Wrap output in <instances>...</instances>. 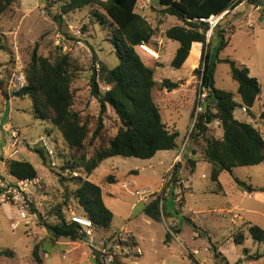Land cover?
I'll return each mask as SVG.
<instances>
[{
    "label": "rangeland",
    "instance_id": "obj_1",
    "mask_svg": "<svg viewBox=\"0 0 264 264\" xmlns=\"http://www.w3.org/2000/svg\"><path fill=\"white\" fill-rule=\"evenodd\" d=\"M64 1L16 0L0 15V43L5 47V50H0V81L4 82L6 93L10 96L6 101L0 94V114L3 116L0 143L9 134L11 126L18 129L22 141L21 155L37 172V184L29 187L28 194L30 212L35 214L32 223H24L14 206L0 202V249L13 252L12 258L0 257V264H94L92 251L100 252L104 257L113 253L112 261L117 260L122 264H157L167 252L162 246L164 232H172L176 221L182 229L180 239L185 243V254L194 264H218L217 260L225 264L220 258L216 260L209 249L211 245L218 247V252L230 264H264V243L252 240L245 227L255 224L264 229V162L256 166L236 167L232 174L222 172L219 176L220 186L211 181L210 165L203 158V150L207 141L220 139L222 131L219 124L213 121L203 136H194L193 125L197 117L195 98L200 81L193 70L200 61V51H192L185 68L174 69L170 66L174 56L173 47L177 43L165 39L163 31L172 26L176 18L163 15L158 0H138L136 11L154 29L150 46L157 51L159 58L149 60V65L156 67L154 79L157 83L152 89V97L165 127L178 133L177 148L174 150L159 151L148 160L121 156L108 158L90 176H85L81 169L75 167L74 151L66 147L60 133L50 123L33 116L31 100L28 97H12L17 91L13 88V77L19 72L24 75L33 48L46 57L54 55L59 46L61 52L71 59L72 109L87 120L89 130L95 128L99 104L90 93V77L95 73L100 93L106 91L101 82L100 66L104 64L107 68H113L118 64L114 47L109 41L111 26L95 16L92 6L62 15ZM242 4L224 18L222 27L228 31L226 38L230 39L219 53V58L245 66L249 75L258 81L260 94L251 109L252 114L236 108L234 116L253 124L264 137V122L258 118L259 112L264 109V21L259 18L257 8L247 4V1ZM57 15L62 17L60 25L53 18ZM216 43L215 39L213 45ZM159 49L163 51L159 52ZM164 79L177 82V87L167 91L161 86ZM214 86L231 91L234 100L238 101L237 85L230 76L227 63L216 64ZM204 107L215 111L207 100L203 102ZM102 121L103 138L113 137L119 122L109 107ZM40 138L47 139L53 152V160L49 157L52 169L42 163L35 151L41 147L40 143L34 144ZM91 151L92 147L88 146L87 152L90 154ZM175 156L178 158L176 166L173 167V164L169 167ZM191 162H194V170ZM77 177L93 182L102 189L104 203L113 213L112 222L108 229L91 227V235L75 242L66 238L53 242L41 221L56 223L58 210L65 219L72 214L82 216V209L73 196ZM234 177L244 181L251 189L248 196H241L237 191ZM125 182L129 183L126 187L122 185ZM171 187L174 189L172 195L168 191ZM136 190L141 191L140 196L135 195ZM108 193L114 194L113 197ZM158 194L164 198L171 197L169 201L164 200V211H170L171 215L164 216L161 222H152L143 215L145 202L138 198L151 200ZM176 197V207L181 206L179 214L172 212V198ZM230 208L242 219L239 220L240 215L233 218L227 212ZM184 217L193 220L198 231H201L199 238L193 239L196 233L183 220ZM15 222H18V226L12 230L10 225ZM128 230L136 237H145V242L139 243L146 251L144 258L132 257L133 254L128 256L119 250L121 248H115V237L120 235L127 240ZM239 233L245 239L241 244H236L233 236ZM128 241L131 246H136L134 238ZM35 244L39 245L41 263H37L31 254ZM102 247L105 252L100 250ZM173 247L179 249L177 243ZM256 252L261 254L260 258H249L248 255ZM103 263L110 262L103 259Z\"/></svg>",
    "mask_w": 264,
    "mask_h": 264
},
{
    "label": "trees",
    "instance_id": "obj_2",
    "mask_svg": "<svg viewBox=\"0 0 264 264\" xmlns=\"http://www.w3.org/2000/svg\"><path fill=\"white\" fill-rule=\"evenodd\" d=\"M15 1L0 0V15ZM244 1L257 8L259 18L264 21V0H158L160 12L179 21L163 31L165 38L178 43L170 66L181 69L187 64L193 50L200 51V61L193 74L198 76L201 87L207 89L206 100L213 105L215 111L212 112L202 106L201 113L194 121L193 130L195 137L203 136L208 125L218 121L222 131L220 139L207 141L203 150V158L210 165V179L217 186L222 172L232 174L236 167L256 166L264 162V137L253 124L238 120L234 116L236 108H245L248 115L252 114L251 109L260 94V85L256 78L249 75V70L245 66L237 65L230 59L219 58V53L230 39L226 38L229 33L222 27L224 18ZM137 3L138 0H65L61 6L62 15L85 6H92L95 8V16L111 26L109 41L114 47L118 64L113 68H107L104 64L100 66L101 82L108 88L103 93L99 91L96 74L93 73L90 77V93L99 104L98 118L92 131L88 128L87 120L72 109L74 97L71 92V59L61 52L59 46L54 55L46 57L38 54L37 49L33 48L24 69L26 84L12 94V97H28L31 100L33 116L50 123L60 133L66 147L74 151L75 167L81 169L85 176H90L108 158L121 156L148 160L159 151L177 148L178 133L168 131L162 122L159 108L153 101L152 89L157 83L154 79L156 67L149 65V60L156 59L141 50L139 45L142 43L151 45L154 29L136 11ZM224 12L226 13L207 37L210 26L199 19L219 16ZM53 18L58 25L62 23L61 15ZM215 39L217 43L213 45ZM0 50H5L1 43ZM219 62L229 65L230 76L237 85L238 101L234 100V93L231 91L214 86V72ZM161 86L167 91H172L177 87V82L164 79ZM0 94L6 101L9 100L10 96L6 93L2 80ZM107 107L115 113L119 126L113 137L104 139L101 133L102 120ZM258 118L264 122V109L259 112ZM88 146L92 147L90 154L87 152ZM35 151L42 163L52 169L53 166L44 148L41 146ZM191 165L194 170V162H191ZM175 166L176 164L173 167ZM6 167L16 179L37 178L36 169L21 154L8 161ZM76 181L77 187L73 196L82 209V216L91 222L92 227L108 229L113 213L104 204L101 188L84 178L77 177ZM234 182L239 189L251 192L244 181L234 177ZM170 194L172 195L171 192ZM164 200V197L158 194L144 203L142 210L144 216L161 222L167 215L164 211ZM172 211L178 214L173 207ZM183 220L200 236L201 231H198L190 218L184 217ZM41 225L53 242L61 238L75 242L87 236L83 227L65 219L61 210L57 212L56 223L41 221ZM247 232L252 240L264 243V229L249 224ZM178 233L180 224L176 223L171 233L165 232L164 243L170 242L172 235ZM244 239L242 233L233 236L236 244H241ZM38 248L39 245L35 244L31 254L37 263H41ZM209 249L216 260L219 258L225 260L215 245H211ZM92 254L94 264H105L103 254L97 251H92ZM0 257L12 258L13 252L0 249ZM260 257L261 254L258 252L249 255L251 259ZM216 262L221 264L218 260ZM224 263L226 264L225 261ZM108 264L122 263L115 260Z\"/></svg>",
    "mask_w": 264,
    "mask_h": 264
},
{
    "label": "built area",
    "instance_id": "obj_3",
    "mask_svg": "<svg viewBox=\"0 0 264 264\" xmlns=\"http://www.w3.org/2000/svg\"><path fill=\"white\" fill-rule=\"evenodd\" d=\"M224 13L219 16H210L207 19H203V18L199 19V21L201 22H207L210 26V30L208 31L207 37H209L211 29L223 17ZM139 47L141 50L145 51L154 59L157 60L159 58L157 51L153 47H151L150 44L142 43L139 45ZM13 79H14L13 88H16L17 91L26 84L25 77L21 72H19L17 75H14ZM207 95H208L207 89L202 88L200 85L195 98V109H196L195 117L199 112L202 111L203 102L206 100ZM241 111L246 112L245 108H241ZM215 122L218 123V121ZM36 143H40V145L47 152L48 157H50V159L53 160V152L49 146L47 139L40 138L38 141L34 142V144ZM21 144L22 141H20L19 130L11 126L7 138L0 146V202H7L10 205L14 206L17 209L19 219L24 221V223H32L35 214L30 212V207H29L30 201L28 199V194H29V187H33L34 185H36L37 179L36 178L23 179V180L16 179L8 172L6 167L8 161L15 159L20 154H22ZM123 186L126 187L127 184ZM134 193L135 195L140 196L141 191L136 190ZM139 199L143 200L144 202L148 201L146 197H139ZM234 217H238V215H234ZM69 220L81 225L85 233L87 232L86 233L87 235H91L90 231L92 225L88 219H86L83 216L72 214L69 216ZM10 226L12 230H15L18 226V222L11 223ZM127 237L128 239L126 240L123 237H120V235L116 236L115 248H121L119 250H122L126 255L133 254L132 257L140 255L141 254L140 249L137 246H131L130 242L128 241L129 238L132 237L130 235H127ZM100 250L102 252H105L103 247ZM112 257H113V253L108 254V256L104 258L106 262L111 263Z\"/></svg>",
    "mask_w": 264,
    "mask_h": 264
},
{
    "label": "crops",
    "instance_id": "obj_4",
    "mask_svg": "<svg viewBox=\"0 0 264 264\" xmlns=\"http://www.w3.org/2000/svg\"><path fill=\"white\" fill-rule=\"evenodd\" d=\"M144 2V1H143ZM243 6V4H241V5H239L238 7H242ZM237 7V8H238ZM236 9V8H235ZM234 9V10H235ZM177 23H179V21L177 20V19H175V21H174V24L173 25H175V24H177ZM165 39H167V38H165ZM168 40V39H167ZM168 41H171V40H168ZM175 42V41H174ZM177 43V42H176ZM173 44V43H172ZM164 46H165V43L163 44V48H164ZM178 48V43H177V45H174V47H173V55H174V53H175V51H176V49ZM161 51H163V50H161V49H159V52H161ZM199 59H200V55H199V57H198V61H199ZM199 62H197V64H198ZM186 67V65L184 64V66L182 67V68H185ZM181 68V69H182ZM10 99V98H9ZM0 117H1V120H0V125H1V122H2V118H3V116L0 114ZM7 132V131H6ZM8 133H9V131H8ZM7 136L8 135H6V137H4L3 138V140H2V142H4V140L7 138ZM3 143H0V145H2ZM178 158H177V156H175V158L173 159V161H172V163L170 164V166L169 167H171L173 164H175L176 162H178V160H177ZM114 180L116 181V179L114 178ZM129 185V183L128 182H125V183H123L122 185ZM219 186H220V183H219ZM236 188H237V191H239L240 192V194H241V196H248L249 195V193L248 192H246V191H243V190H241V189H239L237 186H236ZM169 193L171 192V193H173V191H174V189H173V187H171V188H169ZM220 192H222V189H221V187H220ZM186 192H184V194H185ZM101 195H102V189H101ZM108 195L109 196H111V197H113V195L114 194H111V193H108ZM170 198L171 197H166V198H164V199H167L168 201L170 200ZM103 199V198H102ZM138 200H139V198H138ZM178 200V198L176 197L175 199H173L172 198V207H173V209H174V211L176 210V212L179 214L180 212H181V206H180V208H177L176 207V205H175V202ZM104 201V200H103ZM150 200L148 199V201L147 202H149ZM147 202H145V203H147ZM105 204V203H104ZM184 204V203H183ZM108 208V207H107ZM109 209V208H108ZM111 212H112V210L111 209H109ZM173 212V211H172ZM227 212L228 213H231L232 214V216H233V218H235L234 217V215H240V214H237L235 211H234V209H232V208H230V209H228L227 210ZM143 213V212H142ZM167 214H168V216H170L171 215V213H170V211H167ZM144 215V214H143ZM146 217V216H145ZM130 218V217H129ZM222 218H226L225 216H223ZM239 220H241L242 219V216L240 215L239 216ZM148 219V218H147ZM150 220V219H149ZM152 222H154L153 220H151ZM175 221V220H174ZM193 221V220H192ZM148 222V221H147ZM231 222L233 223L234 221L233 220H231ZM176 223H177V221H176ZM175 223V224H176ZM246 228L248 227V226H245ZM181 228H180V233H178V234H176V236L174 237V238H172L171 240H170V242H168V243H164L163 241H162V246L165 248L164 250H167V252L165 253V257H163V259H162V261L160 262V263H157V264H194L189 258H188V256H186V254H185V252L187 251L186 250V247H185V243L183 242V241H181V239H180V236H181ZM118 231H120V230H118ZM124 232V231H123ZM125 233V232H124ZM165 233V232H164ZM130 235L132 238H134L135 240H136V246L140 249V251H141V254L140 255H137V256H133V257H142V258H144L145 256H146V251L144 250V246L143 247H140V245H139V243L141 244V243H144L145 242V237H143V236H140V237H136V236H134L133 235V232L132 231H130V230H128L127 232H126V235ZM196 237H200V236H198V234H196L195 236H193V239H196ZM43 242V241H42ZM174 243H177L178 244V247H179V249H176L175 247H173V244ZM187 246V245H186ZM217 249H218V247H217ZM193 252H194V250H193ZM222 255V254H221ZM249 256V255H248ZM224 257V256H223ZM225 258V257H224ZM225 262H226V264H230L227 260H226V258H225V260H224Z\"/></svg>",
    "mask_w": 264,
    "mask_h": 264
},
{
    "label": "water",
    "instance_id": "obj_5",
    "mask_svg": "<svg viewBox=\"0 0 264 264\" xmlns=\"http://www.w3.org/2000/svg\"><path fill=\"white\" fill-rule=\"evenodd\" d=\"M225 13H226V12H225ZM225 13H224V14H225Z\"/></svg>",
    "mask_w": 264,
    "mask_h": 264
}]
</instances>
